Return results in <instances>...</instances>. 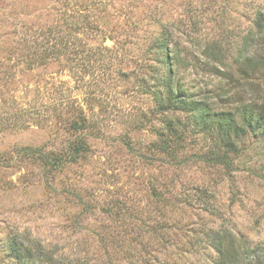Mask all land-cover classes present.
Instances as JSON below:
<instances>
[{"label":"rangeland","instance_id":"rangeland-1","mask_svg":"<svg viewBox=\"0 0 264 264\" xmlns=\"http://www.w3.org/2000/svg\"><path fill=\"white\" fill-rule=\"evenodd\" d=\"M259 14L264 0H0V264L13 236L57 264H213L218 230L264 264V132L216 163L218 132L162 113L141 80L164 69L165 34L173 83L240 122L248 82L264 107V67L245 79V57L264 63ZM170 118L184 146L172 157L154 150Z\"/></svg>","mask_w":264,"mask_h":264},{"label":"trees","instance_id":"trees-1","mask_svg":"<svg viewBox=\"0 0 264 264\" xmlns=\"http://www.w3.org/2000/svg\"><path fill=\"white\" fill-rule=\"evenodd\" d=\"M256 23L258 25V32L262 35L261 39H264L263 14L257 16ZM168 41V37H165V34H163V36L157 39L155 46V59L164 66V69L159 72L155 71L156 74H154L153 78L152 76L143 75V77H141L142 85L147 87L146 90L148 92L152 93L156 104L162 113L165 111L176 110L189 113L193 118L192 120L196 122V126L204 127V129L209 132H218V143L216 145H223L226 150H224L223 153H220V151L214 149L211 153L216 163L224 162L227 151L236 148V140H234V138L236 139L237 136L244 131L264 132V107L263 103L259 102L258 97L256 96V94L259 96V91H257L255 87H252L254 86L252 83L249 84L248 82V85L251 86L248 87L249 97H245V106H242L237 110V113H240L242 116L240 122H237L234 116L230 113L213 111L208 103V98L202 97L200 99H195L189 97L186 94L187 92L185 89H182L178 87L177 84L175 85L173 83L172 64L174 62L176 63L177 56L168 45ZM207 51L208 48L205 54L206 58L220 61L218 56L213 53L208 54ZM238 59L239 58H237V60ZM258 67H264V63L261 66H258L257 63H254L252 60L245 57V79L254 74ZM141 69L143 73L148 69L146 63L142 64ZM248 89L245 88V91ZM163 91H165L164 95ZM228 93L229 91H226L222 95L228 97ZM77 116L78 117L72 121L71 127L74 130L85 129V116L82 114ZM177 125L178 124L174 122V118H170L168 122H166V132L159 134L160 141L154 145L155 151L167 153L172 157L184 148L181 142V136L178 134ZM23 150H31L30 152L39 153L41 158L45 159V163L49 162V160H52L51 165H55L56 163L55 167L61 162V157H50L40 148H24ZM70 151L69 154L74 157L80 153H85V151H87L85 140L72 142L70 145ZM17 239L16 236H13L8 243L10 251L14 257V262L12 264H57L52 255L47 256V252L42 246L32 249L29 244ZM236 240H238V242L242 241L228 230H218L211 236L210 243L217 251V256L213 261V264H249V261L254 258L259 261L260 256L258 250L252 248L246 239L244 245L239 244V248H242L243 251H240L239 248L235 246Z\"/></svg>","mask_w":264,"mask_h":264},{"label":"water","instance_id":"water-1","mask_svg":"<svg viewBox=\"0 0 264 264\" xmlns=\"http://www.w3.org/2000/svg\"><path fill=\"white\" fill-rule=\"evenodd\" d=\"M107 42H111L110 40H108Z\"/></svg>","mask_w":264,"mask_h":264}]
</instances>
